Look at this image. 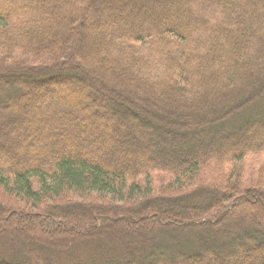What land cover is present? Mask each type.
Listing matches in <instances>:
<instances>
[{
  "label": "trees",
  "instance_id": "16d2710c",
  "mask_svg": "<svg viewBox=\"0 0 264 264\" xmlns=\"http://www.w3.org/2000/svg\"><path fill=\"white\" fill-rule=\"evenodd\" d=\"M262 185L264 0H0V264H264Z\"/></svg>",
  "mask_w": 264,
  "mask_h": 264
},
{
  "label": "rangeland",
  "instance_id": "374dc122",
  "mask_svg": "<svg viewBox=\"0 0 264 264\" xmlns=\"http://www.w3.org/2000/svg\"><path fill=\"white\" fill-rule=\"evenodd\" d=\"M64 135H66V134H64ZM19 138H21V137H19L18 134H12L11 133V135H9L8 138H6V139L8 141H11L12 142V141H17ZM69 142L70 141L68 139H66V146L68 148L70 146ZM31 143H34V142L31 141ZM41 150H42L41 149V146H34V147H29L28 148V152H30L31 154H35L36 153L35 154L36 156L39 155V154L41 155V153H40ZM68 150H70V149H68ZM251 164L252 165L253 164L257 165V162L255 160H253V161H250V160L246 161L245 163H243V165H245V167H244L245 169L242 167V165L240 163H238L233 168L234 169V172L236 174L237 173L243 174L244 175V178H243L244 180L246 179V180H254L255 181V180H257V167H254V168L251 167L253 169H249V167L251 166ZM240 165H241V167H240ZM247 167H248V169H247ZM227 169H229V168H227ZM241 169H244V171H241ZM219 170L220 169H216V167H209V169L204 170L202 172V174H201L202 181H205L206 183H208L210 185H215V186L217 185L219 187V185L227 179V177L225 175H229V174H227V170L222 171L223 173H220ZM152 181H153V184H154V189H156L157 192L160 191L159 189H162V190L167 189L169 187V185H170L168 183V179L164 175H162V174H154ZM251 183H248L246 181L245 182L246 187L248 189H255L253 187H257V186H254L255 184L254 183L251 184ZM263 188H264V186H263ZM117 205H119V204H117ZM120 207H122V206H120Z\"/></svg>",
  "mask_w": 264,
  "mask_h": 264
}]
</instances>
